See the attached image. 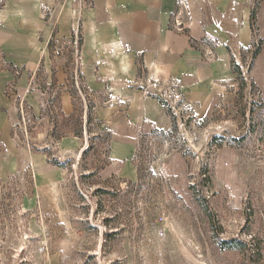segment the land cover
<instances>
[{
  "label": "rangeland",
  "instance_id": "rangeland-1",
  "mask_svg": "<svg viewBox=\"0 0 264 264\" xmlns=\"http://www.w3.org/2000/svg\"><path fill=\"white\" fill-rule=\"evenodd\" d=\"M70 45L63 87L41 67L26 77L14 137L33 158L0 172V264H264V40L230 50L246 86L236 74L208 115L163 86L170 126L142 129L117 160L100 102L74 93Z\"/></svg>",
  "mask_w": 264,
  "mask_h": 264
},
{
  "label": "crops",
  "instance_id": "crops-1",
  "mask_svg": "<svg viewBox=\"0 0 264 264\" xmlns=\"http://www.w3.org/2000/svg\"><path fill=\"white\" fill-rule=\"evenodd\" d=\"M94 1L82 10L81 71L100 102L94 114L111 134L116 160L130 154L142 129L170 126L158 93L163 86L172 85L197 114L208 115L235 80L230 50L264 40V0L256 8L255 23L251 14L256 0H186L187 33L170 26L182 0ZM78 15V0H4L0 7V55L22 69L16 79L12 70L0 68V172L21 170L33 158L27 152L18 156V107L6 86L16 81L24 96L26 77L41 67L49 80L56 72L63 87L65 49L60 46L72 37ZM207 38L220 42L212 61L192 46V40ZM52 41L58 43L56 50ZM253 76L264 85V48L255 59ZM61 108L73 111L69 92L62 93Z\"/></svg>",
  "mask_w": 264,
  "mask_h": 264
},
{
  "label": "built area",
  "instance_id": "built-area-1",
  "mask_svg": "<svg viewBox=\"0 0 264 264\" xmlns=\"http://www.w3.org/2000/svg\"><path fill=\"white\" fill-rule=\"evenodd\" d=\"M79 1V15L76 20V25L73 30L72 37L67 39V42L71 47L70 50V62L73 65V72L71 73L72 85L74 86V93H79L81 97L86 98L92 94L88 90L87 83L82 75L81 63H82V44H83V28H82V10L85 8L93 7L95 4L94 0H78ZM47 11L45 10L44 16H47ZM190 15L189 3L186 0L180 1L177 10L171 17L170 26L172 29L187 33L189 29L188 17ZM220 45V42L213 38H207L200 41L192 40V46L199 47L203 51L204 57L208 61H212L216 57V48ZM58 50V49H57ZM62 50V48H61ZM0 68L1 69H10L13 71L16 79H18L22 73V69L16 67L9 61L5 59L4 56L0 55ZM6 94L18 103L17 107L20 112H23V101L24 99L19 94L16 81L9 83L6 86Z\"/></svg>",
  "mask_w": 264,
  "mask_h": 264
},
{
  "label": "trees",
  "instance_id": "trees-1",
  "mask_svg": "<svg viewBox=\"0 0 264 264\" xmlns=\"http://www.w3.org/2000/svg\"><path fill=\"white\" fill-rule=\"evenodd\" d=\"M257 8V7H256ZM256 15H257V9H254L252 11V14H251V19H252V22L255 23V20H256ZM53 42V41H52ZM52 42H51V46H52ZM261 51V47H257V49L255 50L254 54H253V57L256 58L258 56V54L260 53ZM253 64V63H252ZM234 71L235 73L238 75V79L239 81L241 80L242 82V87H245L246 86V81H245V78L243 76V73L240 69L239 66L237 65H234ZM260 104H262V106H264V100L260 101ZM254 109L252 108L251 111H253ZM253 124V127H256L255 123H252ZM255 129H252V131H254Z\"/></svg>",
  "mask_w": 264,
  "mask_h": 264
}]
</instances>
